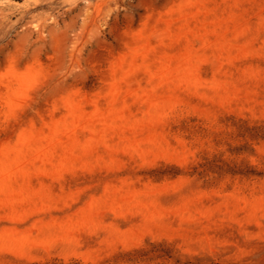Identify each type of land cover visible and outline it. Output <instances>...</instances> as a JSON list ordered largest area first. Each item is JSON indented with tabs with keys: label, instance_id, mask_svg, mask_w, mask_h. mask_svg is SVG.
Here are the masks:
<instances>
[{
	"label": "rangeland",
	"instance_id": "374dc122",
	"mask_svg": "<svg viewBox=\"0 0 264 264\" xmlns=\"http://www.w3.org/2000/svg\"><path fill=\"white\" fill-rule=\"evenodd\" d=\"M0 264H264V0H0Z\"/></svg>",
	"mask_w": 264,
	"mask_h": 264
}]
</instances>
